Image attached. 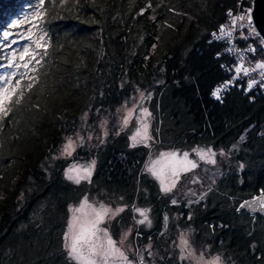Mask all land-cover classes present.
Returning <instances> with one entry per match:
<instances>
[{"label":"trees","instance_id":"16d2710c","mask_svg":"<svg viewBox=\"0 0 264 264\" xmlns=\"http://www.w3.org/2000/svg\"><path fill=\"white\" fill-rule=\"evenodd\" d=\"M237 2L65 0L64 8L53 9L46 0L50 10L40 26L48 34V54L36 65L38 71L29 73L38 78L33 88L25 91L20 105H12L14 112L0 127V264H10L2 258L4 245L27 228L31 231L27 238L34 237L35 244L30 245V256L16 264L55 261L54 231L61 222L56 218L48 233L41 234L51 221L43 218L41 203L45 198L47 207L56 202L59 213L64 211L65 202L55 200L58 188L65 194L71 186L61 180L68 159H56L49 171L47 160L76 131L84 112L109 113L133 100L137 92L147 91L167 99L165 145L212 148L217 175L206 196L173 203L142 172L144 146L128 149L125 136L109 133L100 148L77 149L71 159L91 155L96 159L93 178L115 204L129 207L136 184L145 188L150 228L133 224L125 211L113 220L114 236L129 226L130 241L137 238L139 246L150 244L145 264H188L176 244L178 234L185 231L190 232V246L204 257L264 264V218L240 207L264 190V86L256 83L246 90L252 77L244 76L227 87L221 101L209 97L218 82L231 76L225 67L230 62L225 45L213 41L210 32ZM17 3L0 0V37L8 18L18 15ZM239 36L241 43L258 47L247 57L252 65L264 62L259 35L249 34L246 27ZM1 53L0 48V64Z\"/></svg>","mask_w":264,"mask_h":264},{"label":"rangeland","instance_id":"374dc122","mask_svg":"<svg viewBox=\"0 0 264 264\" xmlns=\"http://www.w3.org/2000/svg\"><path fill=\"white\" fill-rule=\"evenodd\" d=\"M38 3V0H32L31 5H26V3L22 2L21 0H18L19 5L21 7H18V15H13L8 18L7 26L6 28L2 29V35L0 37V48H1V58L3 59V62L1 64H7L8 59L12 56V49H21L23 45L29 43V41L26 39V37L29 35L28 29L30 28L29 23H24L23 25L19 26L16 29L11 28V24L15 23L17 20H23L25 16H28L31 14V12L34 10V6ZM32 23H35L33 21ZM35 29H33V32ZM4 32H12L13 35L9 36L7 40L3 38ZM249 34H253L248 29ZM22 37H24L22 39ZM240 37V36H239ZM12 40H16V44H12L11 48L6 47L5 45H8ZM35 47V45H33ZM39 49H37L38 51ZM263 62V61H258ZM13 69H4L1 68L0 73H3L5 71H12ZM18 71H23V69H20ZM145 94V97H148L150 94V98L144 99L143 103L141 104V97L140 92H137L134 96V99L131 101H126L125 103L120 104L116 108H114L111 112L106 111H86L82 114L80 118V122L78 125V128L76 131L68 136L71 137L75 141V149L72 152V155H66L63 153V146L67 143V138L65 137L61 143V145L58 147L55 153H53L50 158L46 162L47 170L49 171L50 167L53 165L54 161L56 159H64L67 160L65 164L62 166V183L69 184L71 188L64 194L62 189H60V193L56 196L57 199L60 198V200H63L65 202V209L64 211L59 213V210L57 209L55 203L51 207H47L48 200L43 198L42 200V208L43 210V218H46L51 221L47 223V225H44V230H41V234L48 233L47 229H49V226L51 224H54V220L56 218L59 219L61 222V225L55 229V245L53 246L54 254L57 256L55 261L51 264H73L72 261L69 260L67 251L64 248V233L67 230L68 221L72 215L70 212L71 207H77L79 206L81 200L87 196L90 202H96L97 204L100 202H103L105 205L110 207L112 210H115L117 208H123L124 210L122 212H119L118 215L115 217L106 220V222L102 225V227H106L109 229L110 234L112 235V238L117 241L118 246L121 248L122 251H124L129 259L136 262V264H139V256H137V251H139L143 257L145 255H149L151 252V248L149 247L150 244H145L144 246H139L137 238L129 240L130 233H131V227H121L117 236H114V233L111 231V226L113 224L114 218L117 219L118 216L123 212H128V216L132 220L133 224L137 226H142L143 228L147 229L150 228L152 224V219L150 216V206H148L146 203L148 202V197L145 191V188L142 187V185H139V183L135 186V192L133 199L131 200V203L129 207H126L125 205L121 204H115L114 200L109 196V194L105 191L103 187H101L99 184L101 182L99 180H96L93 178V174L95 171V166L92 170V175L89 180H82L79 184L75 183L72 180H69L66 178V170L69 169L73 165H88L91 164L92 161H95L96 159L91 155L90 157L86 159H78L74 158L71 159V156L74 155L77 149L79 148H87L92 149L93 151L100 148L104 143L108 140L109 133H113V136H120L123 135L126 138V147L128 149L130 148H136L144 146L146 148V157L145 161L142 167V172L145 174L147 179H151L155 182V184L158 186L159 193L165 194L166 196L169 195L172 197V201H176L175 203H179L180 201L185 202H191V201H197L201 198L203 195H207L210 191H212V184L215 181V176L217 175V166L216 161L215 163H206L203 161H199V158L196 156V154L192 151L194 148H204L208 149L209 147L206 146H192L190 144L184 143V144H178L174 146H168L165 145L166 141V126L168 123V120L165 115H167L168 109H167V99H163L162 97H156L154 92L147 91ZM138 105L140 107L148 109L149 113L151 114L149 117H147V121L149 124L148 128V134L151 137L150 140L147 141V146L144 143H137L135 146H133V141L131 137L136 133L137 128L140 127L136 117L140 115L139 107H137L136 111L133 114V118L129 120V123L127 126H124L123 124V118L127 115L128 109H132L133 106ZM87 114V115H85ZM79 137H83V144L80 143ZM169 151H177L179 154H182L183 152L187 151L190 154V158L195 159L199 161L198 167L195 169H192L189 172L182 173L179 180L176 183V186L170 191V192H162L160 181L156 179L154 176L151 175L148 171H146V164L149 163L150 159H155L159 156L161 152H169ZM214 152V151H213ZM215 153V152H214ZM221 153V152H220ZM215 160V156H214ZM96 165V164H95ZM0 179H3L2 176H0ZM140 179V178H139ZM30 188H25V190H22L19 197L21 198L24 192L26 190H29ZM49 200H53V195L49 194L48 196ZM19 198V199H20ZM148 206V207H147ZM59 208V205H58ZM136 208L140 209H148V218L151 221V224L146 222L144 224L137 223L138 220L142 219L140 215L135 211ZM59 213V214H58ZM56 214V215H55ZM26 232L19 233V235H16L12 239L9 240L8 243L4 245L3 249V256L2 258L6 259L5 261L9 262L10 264H16V261L20 260L24 255L30 256L31 252V244H35V238H27V234L30 235V229H26ZM125 233H127V238L125 239ZM189 231H185L183 233H179L176 244L177 248L180 250L181 254V245L180 240L181 236L183 235L184 238L188 241V248L185 250V254L187 256V252L190 250L193 255L187 256L185 259L188 264H198V259L201 256V254H198L195 252V250L190 246L189 243ZM135 235L139 236L140 233H135ZM32 254V253H31ZM32 256V255H31ZM150 256V255H149ZM219 256L220 261L219 264H235L234 262H227L221 258L220 255H213L210 257H204V261H199V264H205V261H211L215 257ZM6 262V263H7ZM145 262V260H144Z\"/></svg>","mask_w":264,"mask_h":264},{"label":"snow or ice","instance_id":"6c2138e0","mask_svg":"<svg viewBox=\"0 0 264 264\" xmlns=\"http://www.w3.org/2000/svg\"><path fill=\"white\" fill-rule=\"evenodd\" d=\"M51 8L65 7V0H50ZM49 8L46 7V0H38V3L34 6V10L30 15L25 16L23 20H17L11 24V28L16 29L24 23H29L30 28L27 30L29 35L26 39L29 43L22 46L21 49H12V56L8 59L7 64H0V68L13 69L12 71H5L0 73V127L3 126L6 118L14 112L13 104L20 105L24 98L25 91L33 88V83L37 81L35 75H29V73H35L38 71L36 65L41 63V60L46 56L48 43V34L40 26L44 19L47 18ZM253 9H245L240 15L233 16L232 12L229 11L228 15L231 17V27L221 25L219 29V35L213 33L216 39H231L233 31L237 27L243 29L247 27L253 34H259L257 32V26L254 23ZM35 21V23H32ZM243 21L245 23H239ZM33 29L35 31L33 32ZM13 35L12 32H4L3 38L8 39L9 36ZM24 37H22L23 39ZM246 38V37H245ZM16 40H12L6 47L11 48L12 44H16ZM264 43V41H262ZM35 45V47H33ZM37 49H44L43 53L37 51ZM229 51H236V49H229ZM247 51L254 52L255 49L249 47ZM40 57L37 59V57ZM239 63L234 66L235 75L233 81L236 80L241 74L247 76L250 72L260 70V76L262 82H264V62H257L254 68L247 67L244 65V56L241 53L239 56ZM23 69V71H18ZM24 80H28L27 84L22 83ZM227 82L224 86L218 87L213 95L219 100L221 99L220 93L223 88H227ZM257 81L251 80L249 82V89L256 84ZM141 104L144 99L150 98L145 97L143 92H140ZM38 107V105H37ZM139 107L140 115L136 117L140 127L137 128L136 133L131 137L133 146L137 143H144L147 146V141L151 139L148 134L149 124L147 117L151 114L148 109L140 107L138 105L133 106L132 109H128L127 115L123 118L124 126H127L129 120L133 118V114ZM87 115V114H85ZM243 139V137H242ZM80 143L83 144V137H79ZM75 149V141L71 138H67V143L63 146V153L66 155H72ZM199 161L206 163H215V153L211 148H194L192 150ZM199 161L190 158L189 152L185 151L179 154L177 151L161 152L155 159H150L149 163L146 164V171L151 173L156 179L160 181L161 191L170 192L179 180L182 173L189 172L192 169L198 167ZM95 166V161H92L88 165H73L66 170V178L79 184L82 180H89L92 175V170ZM243 167V166H241ZM202 198V197H201ZM176 201H173L175 203ZM241 208H251L253 211L259 208L264 210V190H261L259 197L254 198L252 201H246L240 205ZM70 212L72 213L69 221L67 230L64 233V248L67 251V255L73 264H136L135 261L129 259L128 255L121 250L118 246L117 241L112 238L109 229L102 227L106 220L111 219L122 212L123 208H117L112 210L110 207L105 205L103 202L96 203L90 202L88 197L85 196L79 206L71 207ZM135 211L142 217L137 223L144 224L148 223L149 226L151 221L148 218V209L136 208ZM125 233L124 238H127ZM181 259H186L187 256L193 255L189 250L187 256L185 250L188 248V241L181 236ZM150 247V245H149ZM139 256V264H145L143 255L137 251ZM151 255V253H149ZM204 261V256L198 259ZM220 257L217 256L211 261H205V264H219Z\"/></svg>","mask_w":264,"mask_h":264},{"label":"built area","instance_id":"2783aa9c","mask_svg":"<svg viewBox=\"0 0 264 264\" xmlns=\"http://www.w3.org/2000/svg\"><path fill=\"white\" fill-rule=\"evenodd\" d=\"M252 2H253V0H238L235 9H233V10H227L225 12V14H226V20L223 23L219 24L215 29H213L210 32V37H211V39L213 41L224 43V45H225V47H224L225 52L230 57V62L225 66L227 69H229L231 71L230 78L229 79H225V80H223L221 82H218L211 89V91L209 93V97L212 98L215 101H221V99H222V97L224 95V92L227 89V88H223L222 92L220 93L221 99L218 100L213 95L214 91L218 87H222L227 82L232 81L231 83H228V86L227 87H229L230 85L236 84L238 81H240L245 76V75L241 74L236 80L233 81V76L235 75L234 66L239 63V59L238 58H239V56H240L241 53L244 56V60H243L244 65L247 66V67L254 68V66L252 65V63L250 62V60L247 57H248L249 54L254 53L258 49V47H256V45L253 42L241 43L239 41V33L242 30L239 27H237L235 29V31H233V34H232V37H231L230 40L227 39V38L226 39H216L214 37L213 33H216L217 35H219V29H220L221 25L228 26L229 28L231 27V17H229V15H228L229 11L232 12L233 16L240 15V14H242L244 12L245 9H248V8H251L252 7ZM239 23H245V22L240 21V22H238V24ZM249 47L254 48L255 51L254 52L247 51V49H249ZM259 47L260 48H264V43H261ZM229 49H236V51H229ZM247 76L252 77V79H250L249 81L246 82V86H245L246 87V90H249L248 85H249V82L251 80H255V81H257V83H261L264 86V82H262V77L260 76V73L257 72V70L256 71H253V72H250V74L247 75ZM254 85L251 88H253Z\"/></svg>","mask_w":264,"mask_h":264},{"label":"water","instance_id":"95a60500","mask_svg":"<svg viewBox=\"0 0 264 264\" xmlns=\"http://www.w3.org/2000/svg\"><path fill=\"white\" fill-rule=\"evenodd\" d=\"M251 8L253 9L252 15H253L254 23L257 26V32L259 33L258 35L261 38V40L264 41V0H253ZM259 195L260 194L243 200L240 203V205L245 203L246 201H252L254 198L259 197ZM242 209L245 210L250 215L260 216L264 218V210H260L259 208H257V210L253 211L251 208L248 207Z\"/></svg>","mask_w":264,"mask_h":264},{"label":"crops","instance_id":"0c3cea01","mask_svg":"<svg viewBox=\"0 0 264 264\" xmlns=\"http://www.w3.org/2000/svg\"><path fill=\"white\" fill-rule=\"evenodd\" d=\"M210 148V147H209ZM212 149V148H211Z\"/></svg>","mask_w":264,"mask_h":264}]
</instances>
